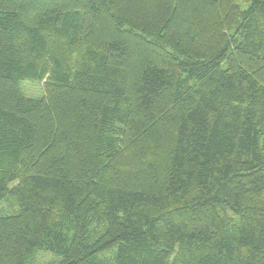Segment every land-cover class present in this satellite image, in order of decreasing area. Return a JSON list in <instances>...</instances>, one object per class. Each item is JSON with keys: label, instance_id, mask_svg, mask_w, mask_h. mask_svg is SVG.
Wrapping results in <instances>:
<instances>
[{"label": "trees", "instance_id": "1", "mask_svg": "<svg viewBox=\"0 0 264 264\" xmlns=\"http://www.w3.org/2000/svg\"><path fill=\"white\" fill-rule=\"evenodd\" d=\"M6 199L0 264H264V0H0Z\"/></svg>", "mask_w": 264, "mask_h": 264}, {"label": "rangeland", "instance_id": "2", "mask_svg": "<svg viewBox=\"0 0 264 264\" xmlns=\"http://www.w3.org/2000/svg\"><path fill=\"white\" fill-rule=\"evenodd\" d=\"M21 89L23 93L32 98H41L44 96V82L40 81H25L21 83ZM12 200L6 199L0 203V211H4L6 214H13L17 211L12 203ZM12 210V211H11ZM62 258L54 253L39 251L35 254L32 260H29L27 264H59Z\"/></svg>", "mask_w": 264, "mask_h": 264}]
</instances>
